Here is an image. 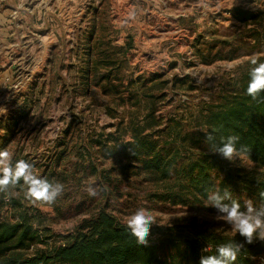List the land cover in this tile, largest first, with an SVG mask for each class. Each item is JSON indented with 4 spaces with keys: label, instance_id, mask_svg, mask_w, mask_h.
I'll list each match as a JSON object with an SVG mask.
<instances>
[{
    "label": "rangeland",
    "instance_id": "374dc122",
    "mask_svg": "<svg viewBox=\"0 0 264 264\" xmlns=\"http://www.w3.org/2000/svg\"><path fill=\"white\" fill-rule=\"evenodd\" d=\"M256 3L260 8L254 11L264 9V0ZM251 4L252 0H0V150L6 149L13 162L28 161L35 174L64 186L54 201L46 202L27 198L22 180L10 184L0 191V221L15 222L21 219L19 213L27 214L40 230L43 247L74 232L106 205L122 222L144 206L162 225L192 221L232 232L214 218L216 209L211 206L198 209L155 199L153 184L131 173L119 175L113 158L96 152L89 142L101 132L104 138L121 120L141 116L147 103L137 106L138 96L142 102L153 98L157 114L172 109L188 114L201 100L213 98L247 60L264 55V39L255 43L251 36L256 25L230 12L236 6L253 10ZM90 34L115 61L111 78L117 88L110 95L100 71L82 73ZM127 44L131 47L122 50ZM139 77L144 79L138 81ZM141 82L145 85L138 89ZM121 97L128 99L127 106L119 105ZM109 101L111 114L105 111ZM91 156L98 175L92 172ZM235 161L254 166L243 155ZM88 184L96 187L95 196L88 194ZM258 262L264 264V258Z\"/></svg>",
    "mask_w": 264,
    "mask_h": 264
},
{
    "label": "trees",
    "instance_id": "16d2710c",
    "mask_svg": "<svg viewBox=\"0 0 264 264\" xmlns=\"http://www.w3.org/2000/svg\"><path fill=\"white\" fill-rule=\"evenodd\" d=\"M230 12L238 20L256 25L251 34L255 43L264 39L261 35L264 34V9L254 11L236 6ZM99 40L91 34L88 36L87 67L82 73L100 71L104 91L110 95L117 88L111 78L115 61ZM121 47L125 51L131 45ZM258 57L264 59V55ZM251 59L230 75L227 84L213 98L201 100L188 114L174 109L157 114V102L149 97L142 102L137 92L136 105L146 102V111L130 121L121 120L104 138L101 132L89 142L90 148L113 158L119 175L131 173L153 184L158 192L151 196L160 201L207 209L204 206L207 191L218 186L229 190L232 198L240 200L242 205L248 199L259 205L264 202L261 197L264 193V91L257 100L246 93ZM141 79L144 78L139 77L138 81ZM176 80L183 82L186 78L176 77ZM143 85L141 82L138 89ZM128 99L121 97L118 104L127 106ZM110 103L105 108L109 114L113 108ZM202 126L209 131L215 129L217 143L221 136L237 134V147L244 149L240 155L254 166L247 168L214 153L205 143L206 133L199 129ZM75 155L80 154L75 152ZM89 160L92 172L98 175L100 169L93 156ZM106 206L74 232L61 235L55 244L44 247L39 246L44 241L40 230L27 214L19 213L21 219L15 222L0 221V264H199L205 246L210 245L214 252L221 243L245 240L239 233L211 230L191 221L152 226L149 243L139 244L126 231L124 222ZM155 235L158 237L153 238ZM258 258H264V240L255 239L251 244L244 243L234 264H261Z\"/></svg>",
    "mask_w": 264,
    "mask_h": 264
},
{
    "label": "clouds",
    "instance_id": "9594fccd",
    "mask_svg": "<svg viewBox=\"0 0 264 264\" xmlns=\"http://www.w3.org/2000/svg\"><path fill=\"white\" fill-rule=\"evenodd\" d=\"M251 7L253 10L260 8L256 0H252ZM250 63L252 67L249 69L246 93L253 100H257L259 94L264 91V59L254 56ZM199 129L206 133L205 143L209 144L211 150L229 161H234L244 150L243 146L237 147L239 140L237 134L221 136L217 143L215 129L209 131L206 126ZM21 180L26 186L25 196L33 200L52 202L64 187L58 181L53 182L35 174L33 166L28 161L17 159L13 162L11 154L6 149L0 150V191H6L10 184L15 185ZM86 190L90 196L97 194V189L92 184H88ZM261 197L264 198V193H261ZM204 206L215 208L214 218L223 220L234 234L239 233L245 240L221 243L214 252L211 251L210 245L205 246L199 264H234L245 242L251 244L255 239L264 240V202L257 205L252 199H248L242 205L240 200L232 198L229 190L217 186L207 191ZM153 224L160 223L153 211L144 206L133 210L124 220L126 231L135 237L139 244L149 243L148 238Z\"/></svg>",
    "mask_w": 264,
    "mask_h": 264
}]
</instances>
